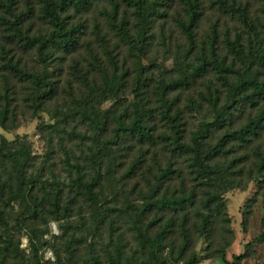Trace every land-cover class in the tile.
<instances>
[{
    "label": "trees",
    "instance_id": "16d2710c",
    "mask_svg": "<svg viewBox=\"0 0 264 264\" xmlns=\"http://www.w3.org/2000/svg\"><path fill=\"white\" fill-rule=\"evenodd\" d=\"M122 1L132 9V19L120 14V4L111 0L107 21L117 39L128 48L132 68L125 63L120 64L118 55L113 54L105 36H102L101 51L89 49L88 58L76 51L83 31L81 26L69 25L67 13L70 10L86 9L92 0H40L39 18L50 26L46 34L32 31L33 24L24 27L31 11L28 3L25 10L19 11L17 0H0V25L5 31V41L11 46L8 49L3 47L4 52L0 55V70H3L1 74H6L5 86L0 96V125L8 129L17 124L13 102L19 96L15 87L13 90L8 84L7 77L24 82L22 94L28 95L31 100L32 114L35 117L41 118L40 113L48 110L47 103L55 101L53 118L56 121L52 127L57 131H65L71 139L79 140L86 135L92 140L87 153L92 156L83 161L88 168L79 162L72 165L76 172V180L72 186H76L77 192L98 210L99 186L104 181L111 178L125 186L133 180L132 190L140 196L137 205H134L138 216L143 217L151 212L157 214L153 218L154 224L148 226L149 234L150 228H155L152 231L153 239L139 228L138 236L142 237V242L148 243L155 255L156 244L165 248L169 239L171 243H176L177 234L180 244L176 250L175 247L172 249L176 261L182 259L188 250L193 229L198 237H209L212 241L226 238L225 231L218 227V223L224 215L228 218L224 192L232 188L229 175L237 170L240 159L230 156L225 146L235 142L242 145L251 143L253 136L263 126L264 77H253L250 72L256 65L264 68V30L260 32L249 29L245 38L240 34L233 38L229 34L224 37L225 48L233 54V61L242 64L239 69H234L218 53L217 29L211 28V36L207 42L210 59L206 64L217 72L227 87L228 95L222 106L218 107V95L210 92L209 103L214 111L212 121H202L192 130L183 124L182 110L175 107L177 102L170 98L169 91L173 81L155 80L144 64L150 44V26L154 16L159 15L165 0ZM180 1L184 5V15L177 19V23L189 47L193 48L203 13V0ZM213 3L229 9L232 6L228 0H213ZM242 15L248 21L245 10ZM89 46L90 42L84 49L90 48ZM13 50L15 52L11 54ZM16 50H32L35 64L42 68L34 74L22 62L21 57H16ZM67 58L75 61L68 66L69 75L74 81L69 77L62 79L61 75L56 77L51 72L57 61ZM104 60H107L112 69L110 71L101 67L100 79L96 75L92 76L91 71L84 70L83 62L89 65L96 62L97 66L94 68H98ZM108 71L111 73L107 74ZM226 72H230L236 81L232 82ZM74 82L79 87H75ZM126 83L129 85L131 98L125 93ZM105 98L116 100L113 108L102 110L97 107ZM60 99L66 102L64 107L59 106ZM88 102L91 103L89 106ZM245 106L256 108V114L239 127L227 129L218 136L216 142L209 145L207 142L210 138H215L216 130L230 125L234 112ZM78 115L89 120L90 125L83 121L86 126L83 133L77 128L67 130L65 126H59L67 122L68 118ZM128 140L131 144L127 143ZM160 143L167 152L162 164L155 158ZM6 144V140L0 142V165L9 162L11 166L24 170L28 153L25 147L12 150L6 148ZM136 145L143 149L135 151ZM257 156V169L264 174V152ZM221 159H225L224 165L219 163ZM150 173L152 178H145L147 189L143 193L145 186L139 177ZM176 178L179 179L177 182L174 180ZM55 198L57 202L53 203L54 207L60 205L61 199L59 195ZM230 230L228 225L227 231ZM228 247L229 241H223L216 247L219 256L226 263ZM107 253V257H110L108 264H131L129 259L123 260L121 249ZM89 255L91 257L85 264L101 263L94 253ZM57 262H61L60 258ZM197 263L198 256L194 253L183 264Z\"/></svg>",
    "mask_w": 264,
    "mask_h": 264
},
{
    "label": "rangeland",
    "instance_id": "374dc122",
    "mask_svg": "<svg viewBox=\"0 0 264 264\" xmlns=\"http://www.w3.org/2000/svg\"><path fill=\"white\" fill-rule=\"evenodd\" d=\"M113 1L120 4V14L132 19L130 7L122 0ZM228 1L232 5L231 9L220 5L218 7L213 0H203V13L193 48L189 47L177 23V19L184 15V5L180 0H165L159 15L154 16L150 26V44L144 64L155 80L173 81L169 91L170 98L177 102L175 107L181 108L183 124L192 130L202 121H212L214 111L209 103L210 92L218 95V107L222 106L228 95L227 87L217 72L206 64L210 59L207 42L211 36V28L217 29L218 53L234 69H239L242 64L233 61V54L225 48L224 37L229 34L233 38L240 34L245 38L249 29L260 32L264 30V0ZM27 3L31 11L24 27L33 24L32 31L46 34L50 26L39 18L40 0H17V10H25ZM110 9L111 0H92L86 9L70 10L67 13L69 25L81 26L83 31L76 51L88 58L89 49L101 51L102 36H105L113 54L118 55L120 64L125 63L132 68L128 48L109 27L107 13ZM243 10L248 15V21L243 18ZM3 35L5 31L0 25V55L4 52L3 47H11ZM88 42L90 48L84 49ZM13 52L15 51L11 54ZM16 52V57H21L22 62L34 74L42 68L35 64L32 50ZM74 62L69 58L59 60L51 68V72L56 77L61 75L62 79H72L68 66ZM83 63L84 70L91 71V75H96L99 79L101 67L110 71L112 69L107 60L98 68H94L97 66L96 62H92V65ZM1 72L3 70H0V96L6 75ZM226 75H229L232 82L236 81L230 72H226ZM250 75L262 78L264 68L256 65ZM7 78L8 84L13 90L15 87L19 96L13 102L17 124L8 129L0 125V142L6 140V148L12 150L24 146L28 153L24 170L11 166L9 162L0 165V264H85L91 257V252L97 256L100 264H108L110 257H107V252L112 253L114 249H121L123 260L129 259L131 264L142 261L145 264H183L194 253L198 256L197 264H264V174L256 166L258 153L264 152V122L251 143L242 145L235 142L225 146L230 156L240 159L237 170L229 175L232 188L224 192L228 218L224 215L218 223V227L225 231L226 238L212 241L209 237H198L193 229L188 250L182 259L175 261L172 249L175 247L176 250L180 244L177 234L176 243H171L169 239L165 248L156 244L155 255L148 243L142 242V237L138 236L139 228L153 239L152 231L155 228L151 227L149 234L148 226L154 224L153 218L157 214L151 212L143 217L138 216L134 205H137L140 196L132 190L133 180L125 186L111 178L104 181L99 186L98 210L77 192L76 186H72L76 180L72 165L77 162L87 165L83 161L92 156L87 154L92 140L84 134L82 139H71L65 131H57L52 127L56 121L53 118L55 101L47 103L48 110L40 113L41 118L35 117L32 114L31 100L28 95L22 94L24 82L13 77ZM74 86L79 87L77 82H74ZM128 87L126 83L125 93L131 98ZM115 102L113 98H105L97 107L108 110L113 108ZM65 104L64 100H59V106L64 107ZM90 104L87 103L88 106ZM256 112L257 109L253 106L235 111L233 122L216 130L215 138H210L207 143L210 145L213 141L216 142L220 134L227 129L239 127ZM83 121L89 124L88 119L78 115L68 118L67 122L59 126H65L67 130L77 128L83 133L86 130ZM127 143L131 144V141L128 140ZM138 149L143 148L136 145L134 150ZM156 151V160L164 163L167 156L164 145L160 143ZM172 160L174 161L173 158ZM224 162L225 159H221L219 163L224 165ZM176 166L178 167L177 163ZM145 178H152V174L139 177L144 182L143 193L147 189ZM174 180L177 182L179 179ZM56 195L61 199L60 205L54 207ZM228 225L230 232L227 231ZM223 241H229L226 250L228 263L222 260L216 248ZM59 258L60 263L57 262Z\"/></svg>",
    "mask_w": 264,
    "mask_h": 264
}]
</instances>
